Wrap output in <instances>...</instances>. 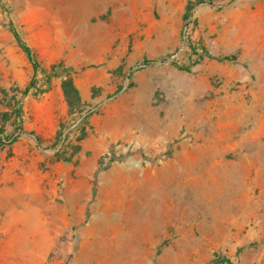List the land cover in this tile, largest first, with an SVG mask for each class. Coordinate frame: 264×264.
I'll list each match as a JSON object with an SVG mask.
<instances>
[{
	"label": "rangeland",
	"instance_id": "1",
	"mask_svg": "<svg viewBox=\"0 0 264 264\" xmlns=\"http://www.w3.org/2000/svg\"><path fill=\"white\" fill-rule=\"evenodd\" d=\"M0 264H264V0H0Z\"/></svg>",
	"mask_w": 264,
	"mask_h": 264
},
{
	"label": "trees",
	"instance_id": "2",
	"mask_svg": "<svg viewBox=\"0 0 264 264\" xmlns=\"http://www.w3.org/2000/svg\"><path fill=\"white\" fill-rule=\"evenodd\" d=\"M7 28L9 30V32L12 34L13 38L15 39L18 47L20 48V50L23 52V54L25 55V57L27 58V60L29 61V63L32 66V70H33V77L31 79V81L21 90V96L22 97H26L28 94H30L31 89L34 86V78H36L37 73L41 72L42 75L44 76V82L48 85L47 90H49V85L50 82L53 78H59L61 77V90L63 93V96L65 98L66 104L68 106V111L69 113H72V110L78 106L81 103V98L79 96V92L77 90V88L74 85L73 80L69 77V75H66L64 70H66L61 64L58 65H52L49 69H41L39 66V63L37 62L34 53L32 51V49L27 45V43L22 39V37L20 36V34L18 33V31L16 30L14 24L9 21ZM186 47L189 49V51L191 52L192 55L197 56V58L193 61L194 63H198L199 61H201L204 57L207 58H211L209 53L206 51V49L201 46V47H195L194 45H191L190 43H188V45H186ZM198 49L201 50V53H197ZM160 60H164V58H160V59H155V60H147L144 59L143 61L140 62V64L138 65V67H144L147 65H151L156 63L157 61ZM221 60H229L228 58H222ZM179 70H184V71H188V67L187 66H179L178 67ZM40 93H44L46 91L44 90H40ZM21 108L18 107L15 110V119L18 122V127H17V131L19 132V134H26L29 135L30 137L33 138V140L35 141V143L37 144V146H41V140L35 136L32 132H25L22 125H21ZM68 137V133L64 136V138L61 140V145L59 147V149H57V151L55 152V154L59 157L64 155V151L62 150V143L64 142V139H66ZM82 135L78 136L77 138V142L81 141ZM72 152H75L78 150V145H74ZM137 154H141L142 155V150H137L136 152ZM132 153L127 152L124 155H115V153L113 152V147L111 146L109 149V164H111L112 162H118L121 163L123 162V160L127 157L130 156ZM142 157L144 159H147V157H145L144 155H142ZM95 180H96V174L94 175V179H93V186L95 185ZM224 262L226 263H230V261L228 259H223Z\"/></svg>",
	"mask_w": 264,
	"mask_h": 264
},
{
	"label": "built area",
	"instance_id": "3",
	"mask_svg": "<svg viewBox=\"0 0 264 264\" xmlns=\"http://www.w3.org/2000/svg\"><path fill=\"white\" fill-rule=\"evenodd\" d=\"M93 109H90L89 111H83L82 114H81V118L80 120H84L87 118V116L92 112Z\"/></svg>",
	"mask_w": 264,
	"mask_h": 264
},
{
	"label": "crops",
	"instance_id": "4",
	"mask_svg": "<svg viewBox=\"0 0 264 264\" xmlns=\"http://www.w3.org/2000/svg\"><path fill=\"white\" fill-rule=\"evenodd\" d=\"M25 131V130H24ZM26 132V131H25ZM35 136H37L38 137V135H36L35 133H33ZM29 136V135H28ZM32 138V137H31ZM33 139V138H32ZM34 141V140H33ZM35 142V141H34Z\"/></svg>",
	"mask_w": 264,
	"mask_h": 264
}]
</instances>
